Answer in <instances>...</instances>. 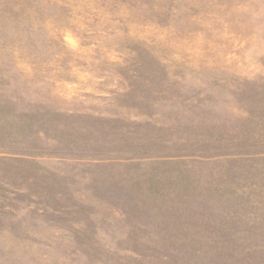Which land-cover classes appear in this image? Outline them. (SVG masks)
<instances>
[{"label": "rangeland", "instance_id": "obj_1", "mask_svg": "<svg viewBox=\"0 0 264 264\" xmlns=\"http://www.w3.org/2000/svg\"><path fill=\"white\" fill-rule=\"evenodd\" d=\"M0 264H264V0H0Z\"/></svg>", "mask_w": 264, "mask_h": 264}]
</instances>
